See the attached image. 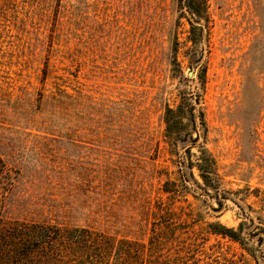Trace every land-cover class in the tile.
<instances>
[{"label":"rangeland","instance_id":"374dc122","mask_svg":"<svg viewBox=\"0 0 264 264\" xmlns=\"http://www.w3.org/2000/svg\"><path fill=\"white\" fill-rule=\"evenodd\" d=\"M207 15L193 33L180 0H0V229L147 241L161 209L237 228L241 207L261 225L264 0H208ZM186 94L201 97L218 190L188 167L190 142L173 154L166 137L165 108ZM201 249V264H256L237 242Z\"/></svg>","mask_w":264,"mask_h":264},{"label":"trees","instance_id":"16d2710c","mask_svg":"<svg viewBox=\"0 0 264 264\" xmlns=\"http://www.w3.org/2000/svg\"><path fill=\"white\" fill-rule=\"evenodd\" d=\"M180 4L193 17L192 32L203 33L208 22V0H180ZM203 72L204 69L200 80L205 83ZM200 104L199 94H186L176 108L168 105L163 116L166 137L173 154H178L176 147L180 142H190L188 167H196L204 184L218 190L220 174L215 158L205 146L208 126ZM193 147L200 152L196 163L192 161ZM164 191L171 192L167 187ZM218 200L219 208L215 210L224 206V201ZM241 211L245 220L235 228L220 221H203L202 215L193 211L161 209L147 241L119 237L89 225L12 221L0 229V264H201V248L212 237L239 243L256 264H261L264 220L261 218V225L250 230L249 222L254 223V218L244 207ZM256 237L259 247L250 245ZM205 256L211 258L209 253ZM213 262L224 264L219 259L206 264Z\"/></svg>","mask_w":264,"mask_h":264}]
</instances>
